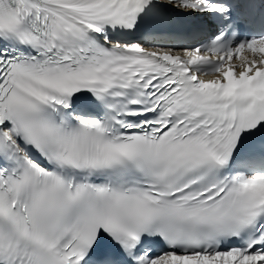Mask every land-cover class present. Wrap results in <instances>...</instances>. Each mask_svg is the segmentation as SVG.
<instances>
[{
	"label": "snow or ice",
	"instance_id": "snow-or-ice-1",
	"mask_svg": "<svg viewBox=\"0 0 264 264\" xmlns=\"http://www.w3.org/2000/svg\"><path fill=\"white\" fill-rule=\"evenodd\" d=\"M0 264H264V0H0Z\"/></svg>",
	"mask_w": 264,
	"mask_h": 264
}]
</instances>
